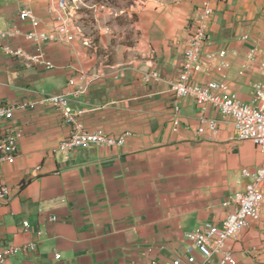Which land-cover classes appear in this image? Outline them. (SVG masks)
Listing matches in <instances>:
<instances>
[{"label":"crops","instance_id":"1","mask_svg":"<svg viewBox=\"0 0 264 264\" xmlns=\"http://www.w3.org/2000/svg\"><path fill=\"white\" fill-rule=\"evenodd\" d=\"M55 1L0 0V31L31 30L19 17L29 8L37 30L53 32ZM203 1L106 0L80 11L71 40L40 44L48 68L0 53V104L64 92L74 77L72 87L82 91L69 102L84 110V128L114 137L128 132L120 146L87 143L65 152L59 142L71 126L56 107L17 108L0 120V132L18 133L15 159L0 165L10 187L0 206V239L36 244L33 252H16L0 264H175V258L187 264L201 258L185 232L220 225L232 210L227 201L248 182L242 168L263 159L252 141L236 138L231 118L214 103L183 96L174 110L171 83ZM209 2V39L188 80H217L222 95L260 104L255 91L263 87L264 99V0ZM2 43L35 49L22 34ZM151 71L157 77L145 80ZM201 116L215 119V127L205 124L200 132ZM228 244L231 264H264V209Z\"/></svg>","mask_w":264,"mask_h":264},{"label":"built area","instance_id":"2","mask_svg":"<svg viewBox=\"0 0 264 264\" xmlns=\"http://www.w3.org/2000/svg\"><path fill=\"white\" fill-rule=\"evenodd\" d=\"M85 6L90 7L84 0H56L52 4L51 12L58 21V27L54 28L51 33L37 30L39 22L37 16L31 9L24 8L19 17L22 20H27L33 28L25 33H20L18 30L0 31V53L19 60L25 66L43 65L47 68L51 67L52 64L46 60L40 44L48 39L71 40L72 32L78 23L77 15ZM213 13L214 7L209 0L203 1L196 18L190 26L182 69L179 77L171 83L174 92V110L178 111V99L183 96L192 97L199 102L214 103L224 116L231 118L236 138L252 141L262 152L263 159L257 167L242 168V175L248 178V182L243 191L235 192L227 201L228 204L232 205V210L228 212L220 225L205 223L185 232V237L195 245L201 254V258L187 264H231L234 261V256L228 240L239 234L251 220L259 219L264 209L263 87H258L255 91V100H261L260 104L245 103L234 95H222V84L217 80L202 84H193L188 80L190 73L202 62V50L209 39L208 25ZM13 34H22L26 40L35 44L34 51L31 52L21 47H12L7 43H2L3 39L9 38ZM78 76L84 78L85 73L80 72ZM92 77L93 80L94 76ZM152 77H157L156 71L144 74L145 80ZM73 82L74 77H71L68 80L70 88L64 92L47 94L36 100L19 104H0V120L10 119L17 108L34 107L38 104L49 105L58 108L63 120L71 126L69 134L59 142V147L63 151L70 152L87 143L107 146L122 145L128 132L119 137H114L101 129L91 131L84 128L79 119V115L84 110L74 108L69 102V96L78 97L82 91L72 87ZM199 121L198 130L200 132L203 131L205 124H208L210 128H214L216 125L215 119H209L205 116H201ZM177 122L178 120H175V123ZM17 153L18 133L0 132V165L6 161H13ZM9 195L10 187L0 176V206L7 202ZM50 219L56 220L57 216L51 215ZM22 224L24 229H28L30 226L28 220H23ZM35 248L36 244L34 242L22 245L12 243L4 245L0 239V260L19 251L33 252ZM54 255L56 258L60 256L58 252ZM181 261L180 258L174 259L175 264H180Z\"/></svg>","mask_w":264,"mask_h":264},{"label":"rangeland","instance_id":"3","mask_svg":"<svg viewBox=\"0 0 264 264\" xmlns=\"http://www.w3.org/2000/svg\"><path fill=\"white\" fill-rule=\"evenodd\" d=\"M85 1V3L87 4V5H89L90 7H87V6H85V7H82V9H81V11H86V13H87V11L88 10H93V8L95 7V5H98V4H101V3H103V2H105L106 0H84ZM107 3H109V4H111L112 5V2H111V0H107ZM130 4V3H129ZM92 5H93V7H92ZM114 6H116V5H114ZM116 7H118V6H116ZM118 9V8H117ZM82 14H83V12H82ZM81 13H79L78 15H82ZM91 14V13H90ZM86 19H88V18H90V17H85Z\"/></svg>","mask_w":264,"mask_h":264}]
</instances>
